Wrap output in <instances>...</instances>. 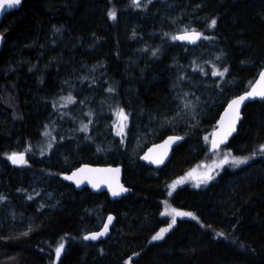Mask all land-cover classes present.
Here are the masks:
<instances>
[{"label":"trees","instance_id":"16d2710c","mask_svg":"<svg viewBox=\"0 0 264 264\" xmlns=\"http://www.w3.org/2000/svg\"><path fill=\"white\" fill-rule=\"evenodd\" d=\"M136 1L24 0L4 16L0 264H264V100L220 149L245 162L167 194L213 157L217 118L264 67V0ZM192 30L198 46L173 39ZM113 109L128 121L121 135ZM169 135L183 141L163 168L140 162ZM15 153L23 165H10ZM84 163L122 166L130 193L111 201L60 179ZM164 205L192 215L173 224ZM109 214L110 236L85 242Z\"/></svg>","mask_w":264,"mask_h":264},{"label":"water","instance_id":"95a60500","mask_svg":"<svg viewBox=\"0 0 264 264\" xmlns=\"http://www.w3.org/2000/svg\"><path fill=\"white\" fill-rule=\"evenodd\" d=\"M23 1L24 0H21L19 5H15L13 7L5 6L3 9H0V24L4 16L12 11L18 10ZM137 2L138 0L136 3ZM195 33H199V37H197ZM174 37H185L184 39H176V41L188 47L198 46L202 39L201 33L193 30L177 33ZM4 42L5 37L0 34V51L2 50ZM261 73H264V67L260 70L257 77L250 84L247 90L230 99L221 111L209 136L208 150L210 154L218 152L221 148L227 146L231 139L237 134L239 124L242 120V112L245 106L248 103L264 100V96L260 95V93H264V79L261 78ZM253 90H255L256 94L247 96V98L239 105V118L236 119L235 106L230 109L229 105L232 101L237 100L241 96H246L247 93L253 92ZM233 128L234 130H232ZM182 141L183 138L180 136H167L160 142L154 143L146 148L139 157V160L148 167L161 169L169 162L173 150L180 145ZM214 143L217 145L215 148H213ZM14 155L16 157L23 156V162L13 163L9 158L10 165L18 167L26 162V155L24 153H15L10 157ZM60 179L73 186L78 191H82L84 188H87L94 193L106 192L111 201L120 200L131 191L123 182L122 166L91 165L84 163L72 169L67 174H61ZM114 193L116 194L114 195ZM109 217L112 218L111 222H109ZM114 221L115 217L112 214H109L104 220L103 226L98 231L85 234L83 236V240L90 243L104 241L110 236L111 226ZM106 224L108 225L107 231H105ZM100 232H104V235L98 236L96 239H85V237H91L93 234Z\"/></svg>","mask_w":264,"mask_h":264},{"label":"rangeland","instance_id":"374dc122","mask_svg":"<svg viewBox=\"0 0 264 264\" xmlns=\"http://www.w3.org/2000/svg\"><path fill=\"white\" fill-rule=\"evenodd\" d=\"M202 40V39H201ZM201 43V42H200ZM61 104H58L61 108H66L65 105L71 104L70 99H63L61 101ZM112 125H113V130L116 133V135H121L125 129H126V124L128 121L125 119V117L122 118L121 111L118 110L116 112L115 109L112 110ZM82 118V116H79ZM100 132H103L101 130ZM208 142H209V136H208ZM214 154V153H213ZM225 159H227V162H224ZM234 160H241L235 156H231L229 151H218L216 152L212 158L208 160L207 163L200 164L194 169L189 170L187 173L184 175L178 177L177 179L173 180L170 184H168V189H167V194L171 195L174 193V191L181 186L184 185H190L195 188H202L203 186H206L209 181H211L216 173L219 171L220 168L228 166V165H234V166H239L241 163L237 164L234 163ZM211 177V179H209ZM179 181V183H177ZM174 185V187H172ZM54 197V192H49L47 195L43 196L42 201H48ZM167 207L164 205L163 207V215L166 217H169L173 221V217H175V220L177 219H183V218H188L191 215H182V216H177L175 215L176 212L180 213H187L184 211L172 209L167 211ZM175 210V211H173ZM18 216V213L15 211L13 213H10V218H16ZM19 222H24L23 219L17 218ZM159 233V232H158ZM164 235V234H163Z\"/></svg>","mask_w":264,"mask_h":264},{"label":"snow or ice","instance_id":"6c2138e0","mask_svg":"<svg viewBox=\"0 0 264 264\" xmlns=\"http://www.w3.org/2000/svg\"><path fill=\"white\" fill-rule=\"evenodd\" d=\"M20 3H21V0H0V9H3L5 6H7V7H13V6H15V5H19ZM109 16L112 17V18H114V17H115V13H114V12H110V13H109ZM212 24H213V25L215 24V21H214V20L212 21ZM195 35H196L197 37H199V33H195ZM184 38H185V37H173V39H184ZM221 75H222V73H221ZM261 78L264 79V73H261ZM254 94H256V93H255V90H253V92L247 93L246 96H241V97H239L237 100L232 101V103L229 105V108H230V109L233 108V107L235 106V110H236V119L239 118V111H238V109H239V105H240V104H241V103L247 98V96H252V95H254ZM260 95L264 96V93H260ZM125 119H126V117H125ZM232 130H234V128H233ZM229 134H230V133H229ZM166 143H167V142H166ZM215 147H217V145L214 143V144H213V148H215ZM262 150H264V147H262ZM10 159L12 160L13 163H17V162L22 163V162H23V156L16 157V156L14 155V156L10 157ZM224 162H227V159H225ZM243 162H245V161H243V160H234V163H237V164H239V163H243ZM209 179H211V177H209ZM177 183H179V181H178ZM172 187H174V185H173ZM115 194H116V193H114V195H115ZM173 211H175V210H173ZM162 214H164V213H162ZM175 215H177V216H182V215H192V214H191V213H180V212H176ZM193 218H195V217H193ZM111 219H112V218L109 217V222H111ZM172 223H173V224L175 223V217H173V221H172ZM171 226H172V225L170 224L169 227H171ZM107 228H108V225L106 224V225H105V231H107ZM167 230H168V229H161V231H160L159 233H157L155 236H153L152 239H153V240H159V239H161V238L163 237V234H164ZM102 235H104V232L95 233V234H93L91 237H85V239H89V238H91V239H96L98 236H102ZM62 248H63V244H61V245L56 249L57 256H59V254H60Z\"/></svg>","mask_w":264,"mask_h":264},{"label":"bare ground","instance_id":"6f19581e","mask_svg":"<svg viewBox=\"0 0 264 264\" xmlns=\"http://www.w3.org/2000/svg\"><path fill=\"white\" fill-rule=\"evenodd\" d=\"M242 93H243V92H242ZM237 96H238V95H237ZM235 97H236V96H235ZM227 103H228V102H227ZM225 106H226V105H225ZM169 136H170V135H169ZM172 136H174V135H172ZM175 136H177V135H175ZM151 145H152V144H151ZM149 146H150V145H149ZM149 146H148V147H149ZM148 147H147V148H148ZM144 151H145V150H144ZM70 171H71V170H70ZM70 171H69V172H70ZM69 172H64V173H61V174H67V173H69ZM61 174H60V175H61Z\"/></svg>","mask_w":264,"mask_h":264}]
</instances>
